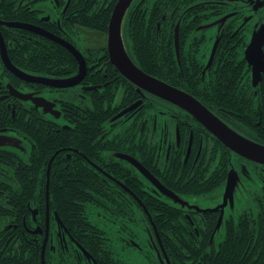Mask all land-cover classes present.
I'll list each match as a JSON object with an SVG mask.
<instances>
[{"label":"flooded vegetation","instance_id":"obj_1","mask_svg":"<svg viewBox=\"0 0 264 264\" xmlns=\"http://www.w3.org/2000/svg\"><path fill=\"white\" fill-rule=\"evenodd\" d=\"M80 1L82 0H36L34 2V6L38 3L45 5L37 8L33 24L43 27L41 23H46L44 27L46 31L54 34L62 42L71 44L74 53L67 47L60 46L75 61L74 71L68 70L59 75L49 71H25L36 80L74 79L79 73V60L76 57V53L79 52L85 64V74L82 79L70 86L55 87L42 82L20 79L9 70H1L0 104L5 102L7 107L12 105V113L14 109L17 111L18 107L24 112L35 109L39 117L42 116L44 120H48L58 130L60 127H75V111L80 104L83 103L87 110H91L94 91H103L107 94L103 101L107 113L98 124L94 138H89L86 153L83 154L75 147H70L73 157L69 153L66 156L85 166L88 176L96 184L102 185L101 193L96 192L92 187L87 191L89 200L94 203L99 202L100 208L89 207L81 214V219L73 213H70L69 217H61L57 210L49 209V191L47 190L45 210L29 207L30 213H23L28 215L22 219H18L15 214L10 218L0 215V264H98L95 254L91 251L92 237L100 250V264H110L111 257L114 264H128L122 257V251L126 247L141 249L139 242H142L144 237L140 234L141 228L154 241V243L152 241L147 243L155 249L154 264H172L169 255L174 248L159 242L153 228L146 226L141 214L151 213V211L145 208L140 209V196L144 199L151 198L164 206L176 207L178 213H182L186 238L180 243H172L176 247L174 253H179L181 256L179 264H187L186 244L188 243L191 247L197 248L199 253L195 256L196 259L192 260V264H211L210 260L203 259L200 255L203 249L212 252L218 248L225 235L226 223L232 228L244 227L243 233L239 230L240 236L245 234L243 246L256 248V251L261 250L262 252L256 257L258 263L264 264V228H262L264 225V164L250 161L230 151L186 110L140 88L126 78L112 61L114 43L111 40L109 20L116 0H90L84 3ZM235 1L240 2L235 6L237 10L225 11L223 14L238 12L236 15L238 19L235 22L239 20V23L234 27L232 23L234 18L227 19L226 25H223L227 34L220 33L218 17L205 22L204 31H215L210 38H206L203 33L190 34L186 42H181L178 36L176 50L173 34L175 63L182 71L185 69L182 86L149 74L195 97L214 114L213 116L229 127L231 125L224 120V113L221 110L208 107L215 103L205 98L203 100L184 88H190L192 84L201 93L208 94L212 90L211 85L217 79V72L223 74L232 72L237 64L243 67L240 77L243 80L240 87L241 93L249 97L251 90L254 89L250 84L248 85L252 64L245 56V48L249 43L246 39L249 35L248 29H254L263 23V17L259 13L264 12V6L253 12L254 3H251V0ZM108 9L105 23H101L104 16L101 10ZM50 10L52 12H49ZM127 13L120 28L124 54L133 65L142 70L135 58L131 56L128 42L123 34L122 27ZM249 15L255 16L254 20L250 24L247 22L236 34L233 30L239 28L242 19ZM177 23L180 25V20H173L174 28L178 25ZM159 25L160 22L157 23V31L160 28ZM83 30L93 32V35H86ZM216 39L217 44L212 60L206 68ZM50 41L54 42V40ZM192 46H195V50ZM200 47H202L201 52ZM219 47L220 58L217 59ZM222 59L228 60L231 64L228 70L221 68ZM195 72L196 74L200 72L199 80ZM188 77L193 78L191 79L193 83L189 82ZM2 82L5 86H2ZM233 82L230 81L229 84ZM7 83H10L11 89L15 91L44 98L52 106L51 111L44 112L43 108L36 107L31 99L23 100L13 96L11 89L6 86ZM227 90L229 91L227 94L230 95L231 89L227 87ZM65 105L70 107L72 116L69 120L67 118V121L71 122V126L61 122V119H66ZM87 126H93L91 121H88ZM0 135H4L8 140L6 149L19 151L24 160L27 158L30 142L16 129L4 127L0 129ZM196 144L197 149H195ZM204 147L208 152L205 156ZM220 148L225 152V162L222 164L224 166L222 186L203 193L185 191L181 194L180 186L203 185L205 181L217 183V179L214 178L217 174L215 161L218 156L217 149L220 151ZM137 163L170 192L185 197L187 200L180 201L183 206H175L171 198L141 171ZM230 171L236 172L238 179L232 191V201L228 198L222 207L220 205L223 202ZM48 177L49 174H47ZM252 178L256 181V185L261 183L260 189H252L250 184ZM114 199L119 203L123 202L124 208L121 205H117L115 209L110 207L109 203ZM242 200H244L243 203L240 202ZM235 201H239L240 206L234 210L232 207L235 206ZM258 203L263 205L260 211L256 209ZM34 209H37L36 213L32 212ZM152 213L158 212L152 211ZM222 224H224V233L219 239L216 235ZM251 224L254 225L252 232L249 231ZM93 233L95 236H92ZM80 240L85 243L86 248L81 245ZM32 247H36L38 255L33 258L27 257L26 251ZM84 250L90 256L89 260Z\"/></svg>","mask_w":264,"mask_h":264},{"label":"trees","instance_id":"obj_2","mask_svg":"<svg viewBox=\"0 0 264 264\" xmlns=\"http://www.w3.org/2000/svg\"><path fill=\"white\" fill-rule=\"evenodd\" d=\"M35 1L0 0V21L15 20L19 23L33 24L37 12L33 9ZM80 2H90V0ZM236 2L234 0H133L127 10L128 13L122 27L131 56L135 58L139 67L146 73L164 81L176 82L177 85L182 86L185 69L182 71L180 66L175 63L173 20H180V40L186 42L190 34H195L199 25L224 15L225 11L237 10ZM101 11L104 15L101 23H105L109 9ZM260 13L264 23V12ZM236 15L231 17L234 18L232 21L234 27L237 26L235 20L238 17ZM159 22L160 28L157 31V23ZM41 25L45 27L46 23L42 22ZM238 30L236 34L239 33ZM0 32L9 59L18 69L34 72L49 71L58 75L68 70L74 71L76 63L62 46L46 38H39V34L24 28L11 29L0 25ZM222 33L227 34V30H223ZM192 48L195 50V46ZM219 49L220 47L217 50V59L220 58ZM221 64L222 69L228 70L231 67L228 60L222 59ZM235 66L236 68L234 67V70L229 73L223 74L216 71L217 79L211 85L210 89L212 90L208 94L201 93L192 84H190V88L184 89L203 100L205 98L215 103V105L208 107L221 110L224 113V120L234 130L244 137L264 145V73L261 75L258 86L251 90L249 97H246L244 93H241L240 88L243 82L240 79L243 67L237 64ZM194 74L199 80L200 72ZM191 79L193 80V78ZM191 79L188 77L189 82L193 83ZM230 81L234 82L229 84ZM2 86L4 85L2 84ZM227 87L231 89L230 95L227 94L229 93ZM1 91L0 85V95ZM106 95L103 91H94L91 110H87L83 103L80 104L75 111V127H60L58 130L48 120H44L42 116L39 117L35 109L24 112L18 107L17 111L14 109V113H12V105L7 107L5 102L0 104V129L12 127L30 142L29 152L25 160L19 151L0 148L1 216L6 215L10 218L14 217L15 214L18 219H22L28 215L23 213H30L29 207L45 210V193L47 190L49 191V209L57 210L61 217H69L70 213H73L77 218H80L84 210L89 207L91 209L100 208L99 202L94 203V201L89 200L87 191L92 187L96 192L101 193L102 185L96 184L88 176L85 166L66 156L69 153L73 157L70 147H75L83 154L86 153L89 138H94L98 124L102 121L104 114L107 113L106 107L103 105ZM71 116L70 107L65 105L64 117L66 119H61V122L71 126V122L67 121V118L69 120ZM88 121H91L93 126L88 127ZM195 149H197V144ZM227 151L229 152L228 149ZM217 152L218 156L215 161L217 174L214 176L217 183L205 181L203 185L180 186L179 192L181 194H184L185 191L203 193L222 186L224 181L221 179L224 169L222 164L225 162V152L221 148L220 151L217 149ZM203 154L204 156L208 155L205 147ZM47 174H49L48 178ZM251 180L252 189H260L261 183L256 185V181L253 178ZM141 197L140 209L145 208L147 211H151V213H143V215L149 228H153L156 239L176 249L172 243H180L186 238L182 213H178L176 207L164 206L151 198L144 199ZM109 204L114 209L117 205L124 208V203H119L115 199ZM262 207L263 205L258 203L256 209L260 211ZM152 211L158 213H152ZM140 225H142L141 218ZM253 228L254 225L251 224L249 231L252 232ZM239 230L243 233L244 227L234 226L232 228L226 223L225 235L218 248L212 252L203 249L200 256L210 260L211 264H260L256 256L262 251H256V248H245L243 246L245 234H242L241 236L244 237L241 238ZM92 236L95 234L93 233ZM80 241L81 245L85 247V243ZM90 246L98 264H100V250L94 237H92ZM174 249L169 256L172 264H179L181 263V256L179 253H174ZM108 250H111L110 245ZM186 250L187 264H192V260L196 259L195 256L199 254L198 249L191 247L188 243ZM26 252L27 257L33 258L38 255L36 247L29 248ZM109 260L111 261L110 264H114L112 262L113 257Z\"/></svg>","mask_w":264,"mask_h":264},{"label":"water","instance_id":"obj_3","mask_svg":"<svg viewBox=\"0 0 264 264\" xmlns=\"http://www.w3.org/2000/svg\"><path fill=\"white\" fill-rule=\"evenodd\" d=\"M132 0H117L111 16L109 20V30L112 33V38L113 40V50H114V59H112L113 63L118 67V69L121 71V73L128 78L130 81L136 83L139 85L140 88L147 90L148 92H151L157 96H160L161 98H164L182 109L186 110L189 114L193 115L200 123L204 125V127L209 130L217 139H219L220 142H222L227 148L230 150L234 151L238 155L254 161L258 163H263L264 164V145L258 144L256 142H253L252 140L246 139L242 137L241 135L237 134L235 131L231 130L228 128L225 124L221 123L218 119H215L214 116L207 111L197 100H195L192 96L187 94L186 92L179 90L178 88H175L173 86H170L167 83H164L163 81L150 76L143 71H141L139 68H137L135 65H133L126 54H124V49L122 46V41H121V33H120V28H121V22L123 19V16L130 5ZM251 3H254L253 8L256 11L258 7H261L264 5V2L262 0H251ZM233 15V13H231ZM231 14L225 15L224 17L221 18V24L231 16ZM250 17L244 18L242 25L245 24ZM7 26L11 27H17V28H25V24H20V23H4ZM31 30H34L42 35H45L51 40H54L55 42L67 47L69 50H71L73 53V49L71 44H67L62 42L61 39L55 37V35L46 32L44 30H39L38 29H32L30 26L28 27ZM178 30H179V25H176L175 27V32H174V38H175V45H176V50H177V45H178ZM83 32L86 35H93V32H88L83 30ZM110 33V34H111ZM252 37L255 38L253 44H250L247 46L245 50V56L248 60V62L252 65H257L255 60L252 58V54L256 52H260L261 56L263 57V52H262V45L264 44V25L260 26L257 30V32H253ZM217 44V39L215 40L209 61L206 65V68L210 65V62L212 60L213 53L215 51ZM0 49L3 57V61L5 62L6 67L14 74L18 75L21 79H25L28 81H37V82H42L45 84H49L51 86L55 87H66L70 86L72 84L78 83L82 77L85 74V64L80 57L78 53H76V57L79 60V73L74 79H66L64 81H56V80H36L34 77L27 76L17 70L9 61L3 40L0 36ZM75 50V49H74ZM258 66V65H257ZM264 71V68L261 69ZM42 79V78H40ZM7 87L9 89L12 88L10 84H7ZM11 94L19 99L27 100L31 99L36 107H42L44 112L51 111V107L49 105V102L45 100L42 97H33L31 94H25V93H20L18 91H15L13 89L10 90ZM54 112V111H52ZM6 137L0 136V146H6L8 145V140L5 139ZM137 165H139L137 163ZM140 166V165H139ZM141 168V171L150 179L152 182H154L161 191H163L167 196L174 198H178L175 194L170 192L167 188L159 184L155 178H153L150 174H148L147 170L144 168ZM228 181L227 185L225 188L224 196H223V202L220 206H224L226 203V200L229 198L232 201V191L234 190V186L236 184V180L238 179V176L236 172L230 171L228 175ZM37 209H34L32 212L36 213ZM220 222V219H219ZM219 224V223H218ZM90 258V256H89ZM96 264V263H95Z\"/></svg>","mask_w":264,"mask_h":264},{"label":"rangeland","instance_id":"obj_4","mask_svg":"<svg viewBox=\"0 0 264 264\" xmlns=\"http://www.w3.org/2000/svg\"><path fill=\"white\" fill-rule=\"evenodd\" d=\"M43 5H45V4L44 3H38L36 5V7L37 8L38 7H42ZM53 11H55V10L53 9ZM49 12H52V11L50 10ZM260 14L261 13H259V15ZM252 29L253 28L248 29L249 35H248V37L246 39L250 44H253L254 39H255V38L252 37V33H251ZM199 32L200 31H196L195 33L199 34ZM202 32H203V34L206 35V38H210L214 34L215 31L214 30L213 31H209V30L206 31L205 30V31H201V33ZM201 51H202V47H200V52ZM252 58H253V60H255V62L257 63L258 66L255 65V64L252 65L251 70L249 71V84L251 85L252 88H255L256 86H258L259 81H260V77H261V73H262L261 69L264 68V57L261 56L260 52H256L255 51L252 54ZM65 79H67V78H58V81H64ZM185 200H187L185 197H182V196L179 195L178 198H176L175 201L172 200V202H173V204L175 206L180 207V206H183V204H181L180 201H185ZM240 202L243 203L244 200H242ZM239 206H240L239 201H235V206L232 207V208H234V210H235ZM141 216L145 220L146 226L149 227L145 216L143 214H141ZM117 224L119 225V223H117ZM140 226L142 227L143 224L140 225ZM142 230H143V228H141L140 234H141V236H144L142 238L143 241L142 242L138 241L139 244L141 245V249L138 250V249H136L134 247H126L122 251V257L128 264H154V255L156 254L155 249L151 248L150 246L147 245L148 241H150V242L152 241L153 243H154V241H153L152 237L147 236L146 232L144 230L143 231ZM223 233H224V224H222L219 227V229L217 230L216 238L220 239L223 236ZM125 238L128 239V237L126 235H125ZM149 238H151L152 240H150Z\"/></svg>","mask_w":264,"mask_h":264},{"label":"bare ground","instance_id":"obj_5","mask_svg":"<svg viewBox=\"0 0 264 264\" xmlns=\"http://www.w3.org/2000/svg\"><path fill=\"white\" fill-rule=\"evenodd\" d=\"M17 76H18V75H17ZM84 253H85V255H86L87 259L89 260V256H88V253H87V251H86V250H84Z\"/></svg>","mask_w":264,"mask_h":264}]
</instances>
